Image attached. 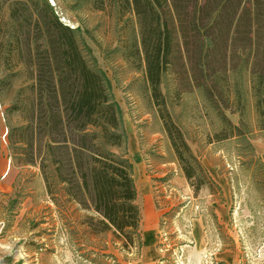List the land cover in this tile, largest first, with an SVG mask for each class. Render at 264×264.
Returning <instances> with one entry per match:
<instances>
[{
  "label": "rangeland",
  "instance_id": "374dc122",
  "mask_svg": "<svg viewBox=\"0 0 264 264\" xmlns=\"http://www.w3.org/2000/svg\"><path fill=\"white\" fill-rule=\"evenodd\" d=\"M47 1L75 30L119 110L127 139L117 153L132 166L139 233L129 244L113 231H91L89 218L98 217L59 187L48 194L39 167L23 165L9 147L6 133L21 124L9 109L29 75L17 58L6 69L9 52L23 44L12 39L13 0H0V264H264V106L257 108L250 68L230 73L215 105L199 89L184 92L175 67L163 75L166 110L199 164L188 180L143 63L129 58L135 18L99 11L95 0ZM197 221L204 229L195 240Z\"/></svg>",
  "mask_w": 264,
  "mask_h": 264
},
{
  "label": "trees",
  "instance_id": "16d2710c",
  "mask_svg": "<svg viewBox=\"0 0 264 264\" xmlns=\"http://www.w3.org/2000/svg\"><path fill=\"white\" fill-rule=\"evenodd\" d=\"M95 1L99 11L135 18L138 43L129 58L143 63L159 117L191 180L199 164L169 117L161 79L175 67L184 92L199 89L215 105L226 95L230 73L250 68L257 108L264 106V0ZM10 20L12 39L22 37L23 49L9 52L6 69L19 59L29 83L9 109L21 119L6 134L9 147L23 165L39 167L48 194L59 187L98 217L89 218L91 231H113L133 244L140 223L137 192L131 164L117 153L127 136L103 73L47 0H13Z\"/></svg>",
  "mask_w": 264,
  "mask_h": 264
},
{
  "label": "crops",
  "instance_id": "0c3cea01",
  "mask_svg": "<svg viewBox=\"0 0 264 264\" xmlns=\"http://www.w3.org/2000/svg\"><path fill=\"white\" fill-rule=\"evenodd\" d=\"M194 228L192 229V235L196 240V237H199V231L204 229L203 225L197 221V223L193 224Z\"/></svg>",
  "mask_w": 264,
  "mask_h": 264
},
{
  "label": "water",
  "instance_id": "95a60500",
  "mask_svg": "<svg viewBox=\"0 0 264 264\" xmlns=\"http://www.w3.org/2000/svg\"><path fill=\"white\" fill-rule=\"evenodd\" d=\"M7 134V133H6Z\"/></svg>",
  "mask_w": 264,
  "mask_h": 264
}]
</instances>
